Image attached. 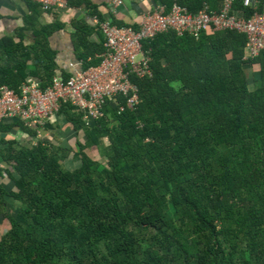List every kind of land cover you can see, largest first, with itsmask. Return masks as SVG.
<instances>
[{"label":"trees","instance_id":"obj_1","mask_svg":"<svg viewBox=\"0 0 264 264\" xmlns=\"http://www.w3.org/2000/svg\"><path fill=\"white\" fill-rule=\"evenodd\" d=\"M177 1L198 11L204 0ZM75 27L83 68L99 64L103 43L90 39L87 24ZM43 28L35 34L51 26ZM246 40L236 30L161 32L144 43L152 76L131 77L140 97L134 109H121L120 94L87 123L63 102L58 118L72 124L69 137L84 136L76 147L5 141L0 176L12 184L0 181V222L9 221L0 264H264V49L245 59ZM1 43L15 47L10 37ZM42 50L36 70L47 88L54 52L48 43ZM25 67L8 59L0 85L18 89ZM7 121L0 131L35 135ZM70 154L78 160L72 169L64 164Z\"/></svg>","mask_w":264,"mask_h":264},{"label":"built area","instance_id":"obj_2","mask_svg":"<svg viewBox=\"0 0 264 264\" xmlns=\"http://www.w3.org/2000/svg\"><path fill=\"white\" fill-rule=\"evenodd\" d=\"M35 1L45 10L67 4V0ZM122 2L113 0L114 5ZM234 3L235 0H223L220 9H211L203 3L198 11L177 2L167 10L159 3L153 12L142 15L139 28L99 21L105 35L101 62L86 69H76L66 79L56 76L47 88H42L36 81L24 83L20 91L1 86L0 120L18 119L37 128L52 117L58 118L61 104L68 102L83 112L87 123H92L104 114L106 99L116 102L120 94L127 99L121 109H134L140 97L139 87L131 77L152 76V51L144 43L161 32L174 30L179 35L199 38L207 29H234L246 35L244 58H254L264 49V0H241L244 10L235 8Z\"/></svg>","mask_w":264,"mask_h":264},{"label":"crops","instance_id":"obj_3","mask_svg":"<svg viewBox=\"0 0 264 264\" xmlns=\"http://www.w3.org/2000/svg\"><path fill=\"white\" fill-rule=\"evenodd\" d=\"M31 1L37 4L36 12L31 9L28 0H0V40L4 37H10L15 47L17 44L21 45L19 48L14 47L10 49V46L1 43L0 66L4 65L8 59L14 56L16 57V61H20L26 66L22 70L25 72V77H21L18 89L8 84H2L0 87L8 86L16 91H20L22 85L28 81H36L41 85L43 73L36 70L40 68L38 64L40 59L37 58V55L43 54L42 49L47 43L51 51L54 52V77L58 76L66 79V75L70 76L76 69L83 68L84 61L80 57V51H77L78 48L75 46V33H78L75 25L87 24L93 33L90 39L94 43L97 42V44L102 42L104 46L105 35L99 26V21L107 20L118 25V23L113 21L115 19L123 25L139 28L142 15L148 11L153 12L159 3L164 4L167 10L171 9L174 3H179L176 0L171 7H168L167 4L158 0H123L119 5H114L113 0H67V4L64 7L56 6L50 10H45L41 3L35 0ZM218 2L221 6L214 7L209 0L203 1L211 9H220L223 6V0H218ZM234 6L238 10H244L245 8L241 0H235ZM26 15L30 16L29 20L26 18ZM32 21L34 22L33 24ZM45 26H51L46 36L45 34H35L47 33L48 29L43 28ZM226 30L207 29L202 33L213 34ZM174 32L177 33L176 31ZM246 54L247 48L245 45L244 57ZM76 109L80 111L77 107ZM64 116L60 118L52 117L46 121V125H39L37 128L30 127L22 121L26 127L35 132V135L21 130L20 127H13L10 131H0V146L5 145L3 143L10 140H15L14 146L17 148L36 144L38 141L48 140L49 142L44 141V144H51L53 147L67 145L76 147L78 139L84 141V136L82 134L80 138L79 131L81 130H79L76 136L71 135L69 137L68 132H71L73 126L63 118ZM7 120L6 118L2 119L0 123H11ZM77 162L78 160H75L72 154L64 160L65 166L69 169L75 167L78 164ZM0 181L8 183L9 178L0 176ZM3 221L0 222V232H3Z\"/></svg>","mask_w":264,"mask_h":264},{"label":"rangeland","instance_id":"obj_4","mask_svg":"<svg viewBox=\"0 0 264 264\" xmlns=\"http://www.w3.org/2000/svg\"><path fill=\"white\" fill-rule=\"evenodd\" d=\"M88 151L90 152V155L92 157H99V154H98L99 153L98 152L99 150L96 151V150H90V149H88ZM6 184H10L11 185L12 184V181L9 180L8 183H6ZM13 203H15L17 205V201H14L13 200ZM16 205H13L12 208H11V213L13 215L16 214V212L18 211V206H16ZM8 228H9V221H8L7 218H5V220L3 221V229L6 231V230H8Z\"/></svg>","mask_w":264,"mask_h":264}]
</instances>
